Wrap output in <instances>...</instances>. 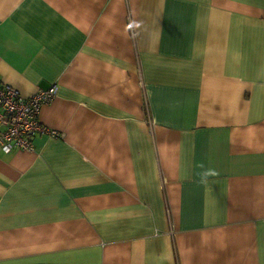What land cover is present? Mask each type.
Instances as JSON below:
<instances>
[{"label":"crops","instance_id":"1","mask_svg":"<svg viewBox=\"0 0 264 264\" xmlns=\"http://www.w3.org/2000/svg\"><path fill=\"white\" fill-rule=\"evenodd\" d=\"M0 82V264H264V0H0Z\"/></svg>","mask_w":264,"mask_h":264},{"label":"built area","instance_id":"2","mask_svg":"<svg viewBox=\"0 0 264 264\" xmlns=\"http://www.w3.org/2000/svg\"><path fill=\"white\" fill-rule=\"evenodd\" d=\"M57 92V85L38 89L28 98H22L16 88L0 82V145L9 150L16 147L32 149V138L36 133L54 135L38 120V112L43 104L49 103Z\"/></svg>","mask_w":264,"mask_h":264}]
</instances>
